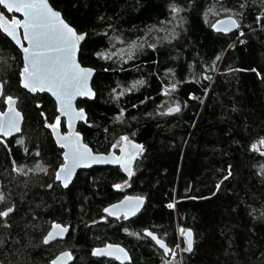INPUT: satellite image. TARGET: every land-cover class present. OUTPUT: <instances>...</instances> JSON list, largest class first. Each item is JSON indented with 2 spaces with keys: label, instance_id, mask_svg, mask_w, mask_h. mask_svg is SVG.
Instances as JSON below:
<instances>
[{
  "label": "trees",
  "instance_id": "16d2710c",
  "mask_svg": "<svg viewBox=\"0 0 264 264\" xmlns=\"http://www.w3.org/2000/svg\"><path fill=\"white\" fill-rule=\"evenodd\" d=\"M50 2L87 34L80 61L97 71L96 98L78 102L89 115L78 126L85 142L107 153L115 137L126 134L146 151L130 180L115 170L93 168L63 188L54 177L63 149L45 127V118L51 123L56 114L55 101L19 85V48L0 31V81L7 82L1 109L4 96L13 95L24 116L22 132L0 144L5 196L0 210L14 207L0 217V264H50L64 250L75 254L72 264H166L167 256L144 229L184 249L181 228L192 230L193 247L174 264H264V155L251 149L264 136V0ZM170 5L180 11L173 13ZM228 15L239 28L227 35L214 32L211 24ZM150 34L158 49L144 47ZM136 80L143 83L121 95L113 91ZM172 83L175 89L168 88ZM168 101L179 103L180 110L155 115ZM60 131L66 132L65 123ZM125 180V191L112 187ZM126 195L146 198L141 214L131 221L103 214ZM53 221L70 225V235L45 244ZM110 243L124 246L129 262L92 256L94 248Z\"/></svg>",
  "mask_w": 264,
  "mask_h": 264
},
{
  "label": "snow or ice",
  "instance_id": "6c2138e0",
  "mask_svg": "<svg viewBox=\"0 0 264 264\" xmlns=\"http://www.w3.org/2000/svg\"><path fill=\"white\" fill-rule=\"evenodd\" d=\"M0 6L7 13L15 12L22 15V18H17L16 16L9 18L5 14V11L0 10V31L6 34L14 42V45L19 48L22 58V67L18 71L19 85L30 93H50L55 99L56 114L53 121L49 123L47 118H45V127L51 130L56 143L63 149L60 153L62 162L55 168V180L59 181L64 187H67L78 166L89 165L99 161H111L113 164H118L124 172L131 176L132 161L139 153L143 152L142 145L131 140L125 134L121 135L111 145L114 149L119 148V155L113 152L108 153V155L94 153L89 145L83 142L81 134L73 130L76 121L84 120L86 123L88 122L85 109L75 107L73 100L78 96L89 98L95 96L94 91L89 86V80L94 69L83 66L77 58L81 41L85 40L86 34L79 32L67 23L61 12L52 7L48 3V0H0ZM240 7L243 8L244 5L242 4ZM170 8L173 13L180 11V8L176 5H170ZM224 11L231 10L224 9ZM260 19L261 17L258 16L257 21L259 22ZM109 27L111 26L109 25ZM211 27L217 31L228 32L231 28H239V24L233 16L228 15L223 20H217L211 24ZM115 39H119V37ZM150 47H154V45ZM120 54L122 56L125 55L123 52ZM96 55L102 56L105 59L111 58V55L107 53L98 52ZM132 55L133 52L129 50L127 58H131ZM12 59H16V57ZM257 74L259 75V73ZM204 78L210 79L208 76ZM6 83V81H0V95H4ZM142 83L143 81L135 82V84ZM176 87L175 83L168 86L170 89H175ZM120 94L122 93H118V95ZM165 94H168L167 90H165ZM17 99L18 97H14L13 95L4 96V104L7 107L3 111H0V142H2L3 137L20 131L22 115L16 107ZM41 103L42 101H38L36 106L40 107ZM179 110V104L167 109L168 112ZM122 112L123 110H121ZM40 115L45 116V113L41 112ZM64 123H66L69 129L67 132L60 131ZM133 135L135 134L133 133ZM18 143H22V141H18ZM251 149L259 151L264 155V136L258 137L251 144ZM45 170L41 169V171ZM13 171L20 172L22 169L14 167ZM23 174L27 175V172ZM230 175L231 171L229 170L223 178L227 179ZM124 185H127L126 180L122 183H115L112 187L121 189ZM47 187L52 188L53 185L48 184ZM219 187L220 185L217 184V188ZM4 199V193L0 192V202H3ZM144 199L143 196H125L122 200L104 207L102 211L111 217L127 219L139 210ZM174 206V203L167 204L168 208H173ZM13 211L14 207L0 210V217H8ZM100 219L104 220L106 217L101 216ZM67 230V227L53 221L51 228L43 236V243L48 244L58 237L63 238ZM180 231L185 236L184 243L186 247L183 251H191L192 230L181 228ZM144 232L147 236L152 237L157 245L164 249L165 255H176L153 232L148 229H144ZM135 235L139 234L135 233ZM176 247H179V245H176ZM92 252L93 255L107 254L115 256L118 260L129 258L127 252L119 245L109 244L104 248H95ZM71 259L72 253L70 251H62L51 261V264H66Z\"/></svg>",
  "mask_w": 264,
  "mask_h": 264
},
{
  "label": "water",
  "instance_id": "95a60500",
  "mask_svg": "<svg viewBox=\"0 0 264 264\" xmlns=\"http://www.w3.org/2000/svg\"><path fill=\"white\" fill-rule=\"evenodd\" d=\"M48 3L52 6V7H54L52 4H51V2H50V0H48ZM55 8V7H54ZM56 9V8H55ZM56 10H58V9H56ZM59 11V10H58ZM61 12V11H60ZM13 13H15V12H13ZM15 14H17L18 16H16L17 18H22V15L21 14H19V13H15ZM62 14V13H61ZM20 16V17H19ZM62 16H63V14H62ZM226 17V16H225ZM225 17H222V18H219L218 20H223ZM63 18H64V16H63ZM235 18V17H234ZM65 19V18H64ZM236 19V18H235ZM237 20V19H236ZM65 21H66V19H65ZM67 23H68V21H66ZM237 22H238V20H237ZM215 23V22H214ZM70 24V23H69ZM238 24H239V22H238ZM71 25V24H70ZM72 26V25H71ZM73 27V26H72ZM213 29V28H212ZM238 28H231V29H229V31L228 32H223V31H217V30H215V29H213V31L214 32H216V33H223V34H231V33H233V32H235L236 30H237ZM86 34V33H85ZM86 37H87V34H86V36H85V40H86ZM85 40L84 41H81V44H80V47H79V51H78V53H77V58H78V60L80 61V52H81V46L83 45V43L85 42ZM14 43V42H13ZM25 44H26V42H25ZM80 63H81V61H80ZM82 64V63H81ZM83 65V64H82ZM83 66H85V65H83ZM85 67H89V68H92V69H94L93 67H90V66H85ZM96 69H94V72H93V74H92V76H91V78H90V80H89V86L92 88V90L94 91V93H95V96L94 97H92V98H89V97H80V96H78V97H76L74 100H73V104H74V106L75 107H77V108H80L79 106H78V102L80 101V100H94L95 98H96V90L94 89V87H93V79H94V77H95V75H96ZM41 93V92H40ZM42 93H47V92H42ZM32 94H34V93H32ZM47 94H49L50 96H51V94L50 93H47ZM2 96L3 95H0V99L2 98ZM52 97V96H51ZM53 98V100L55 101V99H54V97H52ZM17 102H18V100H16V107H17ZM7 107V105H5V108ZM173 107V106H172ZM17 109H18V107H17ZM83 109H85V108H83ZM0 111H3L2 109H1V105H0ZM18 111H20L19 109H18ZM21 112V111H20ZM85 112H86V119H87V121H88V119H89V115H88V112L86 111V109H85ZM176 111H172V112H168V113H170V114H172V113H175ZM21 115H22V119H21V121H20V131H18V132H13L10 136H7V137H3V138H5V139H9V138H12V137H14V136H17V135H19L21 132H22V125H23V120H24V116H23V113L21 112ZM63 119V118H62ZM80 123H86L84 120H78V121H76L75 122V125H74V131H76V132H79L80 134H81V138H82V140H83V142L85 143V144H87L86 142H85V138H84V135L82 134V132H80L79 131V129H78V126H79V124ZM65 127H66V132L67 131H69V129L67 128V126H66V123H65ZM136 142V141H135ZM136 143H138V144H140V145H142L141 143H139V142H136ZM143 146V152H141V153H139L137 156H136V158L132 161V165L134 164V162L136 161V160H138L144 153H145V151H146V146H144V145H142ZM89 147L92 149V147L89 145ZM93 150V149H92ZM93 152H94V150H93ZM110 152H113V153H116V152H114V151H110ZM110 152H108V153H110ZM94 153H99V154H104V155H108V153H103V152H94ZM117 154V153H116ZM117 155H119V154H117ZM106 167V166H120V165H118V164H113L111 161H99V162H95V163H92V164H89V165H80V166H78L76 169H75V171H74V173H73V176H72V178L69 180V182H68V186L67 187H64L61 183V185H62V187L63 188H69L71 185H72V183H73V181L75 180V178H76V176H77V174L80 172V171H82V170H87V169H90V168H93V167ZM59 182V181H58ZM127 196H137V195H127ZM145 198V197H144ZM123 199V198H122ZM121 199V200H122ZM146 198L144 199V201H143V203L140 205V207H139V210L134 214V215H132V216H129L127 219L128 220H131V219H134V218H136L140 213H142V211L144 210V208H145V206H146ZM116 203V202H115ZM113 204V203H112ZM108 206V205H107ZM106 206V207H107ZM103 212V211H102ZM103 214L105 215V216H108L106 213H104L103 212ZM108 217H110V218H117V217H111V216H108ZM57 223H59V224H61L62 226H65V227H67V231L65 232V234H64V237L63 238H56L55 240H53V241H50L48 244H51V243H54V242H57V241H63V240H66L68 237H69V235H70V231H71V229H72V227L70 226V225H64V224H62L61 222H57ZM149 230V229H148ZM149 231H151V230H149ZM151 232H153V231H151ZM159 239H161V240H163L162 238H160L159 237V235L157 234V233H155V232H153ZM144 234L146 235V233L144 232ZM147 236V235H146ZM149 237V236H148ZM185 237V236H184ZM155 244H156V242L152 239V237H149ZM191 239H192V247H193V232H192V236H191ZM164 241V243L171 249V247L166 243V241L165 240H163ZM111 245H119L121 248H123L126 252H127V254H128V259H124V260H118V259H116V257L115 256H109V255H107V254H101V255H93V252H91V254H92V256L93 257H95V258H99V259H103V258H107V259H112V260H116V261H121V262H129V260H130V253H129V251L124 247V246H122V245H120V244H116V243H110ZM107 245H109V244H107ZM106 246V245H105ZM105 246H102V247H98V248H104ZM156 246L158 247V248H160L163 252H164V249L162 248V247H160L159 245H157L156 244ZM95 249V248H94ZM64 251H70L71 253H72V259L71 260H68L67 262H66V264H72L74 261H75V259H76V256H75V254L71 251V250H64ZM59 255V254H58ZM170 254H168V255H166L167 257L169 256ZM54 259V258H53ZM52 259V260H53ZM51 260V261H52ZM50 264H51V262H50Z\"/></svg>",
  "mask_w": 264,
  "mask_h": 264
},
{
  "label": "rangeland",
  "instance_id": "374dc122",
  "mask_svg": "<svg viewBox=\"0 0 264 264\" xmlns=\"http://www.w3.org/2000/svg\"><path fill=\"white\" fill-rule=\"evenodd\" d=\"M240 38H241V40H243L242 38H243V35H241L240 34ZM158 37V36H157ZM156 37L155 36H153L152 34H150V35H148V37L145 39V41H144V44H145V48L147 47L148 48V46H151V45H154V47L153 48H156V49H158V47H156V45L154 44V43H157V39H155ZM161 45V44H160ZM103 53H107V52H103ZM108 54V53H107ZM137 60H134V61H132V62H130L131 64H135V62H136ZM136 81H140V80H136ZM135 81V82H136ZM135 85V86H134ZM139 84H133V85H130V86H128V87H121L120 89H116L115 91H116V93H117V95H118V93H124V92H128L129 91V89H131L132 87H137ZM121 95V94H120ZM192 97H194V96H192ZM4 99V98H3ZM177 103L175 102V101H168L163 107H161V108H159V109H157V111H156V114L155 115H162V114H166V111H167V109L168 108H171L172 106H174V105H176ZM179 104V103H178ZM120 118V117H119ZM122 134H120L119 135V137L121 136ZM119 137H115V139H114V142L113 143H115L118 139H119ZM5 138H2V142H0V144L1 143H6L5 142ZM112 143V144H113ZM112 148V147H111ZM112 149H114V148H112ZM129 186V183L127 182V185H124V186H122V188L120 189V190H122V191H125L126 189H127V187ZM1 192V191H0ZM107 218V217H106ZM63 242V241H62ZM179 245V247H172V249H173V251L176 253V255L175 256H172V255H170V257H167L168 258V261H166V264H174L173 262L174 261H176V258H177V256H181L180 254L183 252V246H182V248L180 247L181 245L180 244H178ZM65 247H67L66 245H65ZM65 249H68V248H65ZM178 252H179V254H178Z\"/></svg>",
  "mask_w": 264,
  "mask_h": 264
},
{
  "label": "flooded vegetation",
  "instance_id": "af4514ba",
  "mask_svg": "<svg viewBox=\"0 0 264 264\" xmlns=\"http://www.w3.org/2000/svg\"><path fill=\"white\" fill-rule=\"evenodd\" d=\"M142 145H144L143 143H141ZM145 146V145H144ZM110 151H114V152H116L117 154H120V152H119V148H115V149H111ZM109 151V152H110ZM94 152H98V151H94ZM108 153V152H107ZM142 159H143V155L138 159V160H136L135 162H134V164L132 165V175L131 176H129L126 172H124L123 171V169L120 167V166H106V167H93V168H101V169H110V170H115V172H117L119 175H121V176H123V177H125L127 180H130L132 177H133V175L135 174V172L137 173V171L136 170H138V167L140 166V164L142 165ZM93 168H90V169H87V170H91V169H93ZM60 183V182H59ZM119 183H122V182H119ZM127 196V195H126ZM125 197V196H124ZM123 197V198H124ZM141 214V213H140ZM108 217V216H107ZM109 219H113V220H128V219H123V218H110V217H108ZM131 220H133V219H131ZM131 220H128V221H131ZM171 249H172V247H171ZM173 250V249H172ZM119 262H121V261H119Z\"/></svg>",
  "mask_w": 264,
  "mask_h": 264
}]
</instances>
